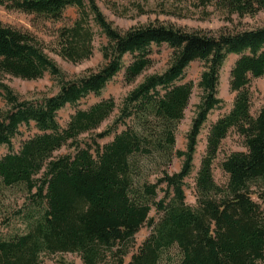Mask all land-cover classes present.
<instances>
[{
  "label": "trees",
  "instance_id": "trees-1",
  "mask_svg": "<svg viewBox=\"0 0 264 264\" xmlns=\"http://www.w3.org/2000/svg\"><path fill=\"white\" fill-rule=\"evenodd\" d=\"M196 5L206 16L221 13L232 27L206 31L157 19L121 29L98 0H0V7L53 23L64 22L66 10L75 7L77 17L57 30L51 47L68 61L90 58L96 36L106 38L102 63L69 77L36 34L0 20V95L7 104L0 108V148L9 150L0 155V181L9 187L24 184L30 207L28 230L0 238V264H44L46 256L57 253H76L83 264H264V105L252 113L250 90L252 79L264 76V26L238 27L243 18L264 10V0H197ZM164 44L171 49L167 68L146 74L122 100L113 124L91 142L80 136L114 112V97L78 108L66 126L60 123L62 109L101 95L122 71L126 82H135L153 66L154 47ZM230 54L239 56L230 76L236 97L231 110L210 126L195 179L197 203L191 205L186 179L209 114L224 102L220 75ZM197 60L204 62L197 83L202 94L182 150L176 148V132L194 88L193 81L183 80ZM46 72L59 87L54 95L24 99L3 80L5 74L38 79ZM24 125L37 132L16 151L14 140ZM120 126L125 128L118 131ZM232 130L244 137L247 150L222 161L229 175L222 186L213 164ZM111 135V141L99 142ZM63 147L73 150L56 156ZM141 156L164 162L155 182L142 176ZM175 157L182 165L170 173ZM162 190L165 195L157 200ZM153 208L157 219L150 216ZM145 225L151 231L139 243Z\"/></svg>",
  "mask_w": 264,
  "mask_h": 264
},
{
  "label": "rangeland",
  "instance_id": "rangeland-1",
  "mask_svg": "<svg viewBox=\"0 0 264 264\" xmlns=\"http://www.w3.org/2000/svg\"><path fill=\"white\" fill-rule=\"evenodd\" d=\"M197 0H98V4L106 17L113 22V24L121 29H128L131 26L147 23L149 21L160 20L166 23L175 24L188 29H202L206 31H217L229 25L224 16L219 12H214L206 16L203 8L196 5ZM209 11H213L212 6L208 7ZM66 20L64 22L71 23L77 17V9L69 7L66 10ZM0 20L4 23L16 26L22 29H28L36 34L47 46L46 51L58 63L62 70L69 76H76L86 72L89 69H95L102 63V54L100 47L102 43L106 42L104 35L98 34L95 39L94 54L81 62L74 63L68 61L55 53L51 47H54L57 30L64 24V22H56L36 17L35 15L27 14L15 10H7L0 7ZM236 21V24L239 23ZM232 27V25H229ZM264 26V10L254 17H246L241 20L238 27H259ZM171 49L167 45L155 46L153 59V66L146 71V73L137 78L133 83H128L124 78V71L117 75L106 86L101 95H90L83 99L77 107L67 106L59 112V121L63 126H66L72 114L78 108L87 109L91 105L106 99L114 97L117 107L114 112L101 124V126L92 132L84 133L80 138L84 142H91L93 137L99 132H102L111 126L114 120L120 113V106L122 100L127 94L137 86L146 74L154 72H163L168 65L170 59ZM239 58L236 54H230L224 63L220 75L219 96L224 100L223 104L215 108L209 114L208 121L199 136V143L194 160V170L190 177L186 179V195L187 202L191 205H196V175L201 166V161L206 154L207 137L210 126L218 117L228 113L234 103L236 93L231 91L230 76L231 69ZM130 61L127 57L126 62ZM204 70V62L194 61L186 69L183 82L193 81L194 88L190 99V103L185 110V116L180 121L176 132V148L185 149L187 145V134L191 128L192 120L195 115L196 106L200 102L202 90L197 83L200 80L201 74ZM4 82L9 84L16 93L24 99H32L41 97L42 95H54L58 93L59 87L54 80V77L46 72L43 77L38 79H24L10 74H5ZM252 92V113L256 115L261 107L264 105V76L253 78L250 84ZM5 99L0 95V108H6ZM125 126H120L118 131H121ZM37 130L32 126L27 128L25 125L21 127V134L14 140L15 150H19L24 140L36 133ZM114 135L102 138L99 140L101 144H105L113 139ZM71 147H63L55 152V155H62L71 152ZM244 144V137L237 131L232 130L228 136L222 141L217 157L213 164V173L216 182L222 186H226L229 181V175L222 169L221 163L227 155L234 151H246ZM9 150L7 147L0 148V155H5ZM182 158L175 157L172 163L167 167L170 173L180 170L182 165ZM138 163L141 166L142 176L147 177L149 181L155 182L160 177L161 170L165 169L164 162L157 161L154 158L138 157ZM162 187L166 189V185ZM165 191L159 192L157 200L164 197ZM254 199L258 200L254 195ZM30 210L28 202L27 189L24 184L15 186H5L0 181V238H11L16 235L25 233L28 230L27 214ZM151 217L156 219L159 214L152 209ZM151 228L145 225L137 234L139 243L150 233ZM74 262L75 264H83L81 258L76 253H57L45 257L44 264H63L62 261Z\"/></svg>",
  "mask_w": 264,
  "mask_h": 264
}]
</instances>
